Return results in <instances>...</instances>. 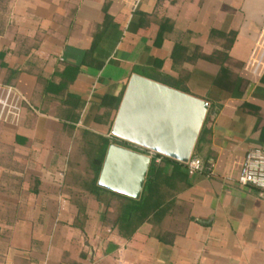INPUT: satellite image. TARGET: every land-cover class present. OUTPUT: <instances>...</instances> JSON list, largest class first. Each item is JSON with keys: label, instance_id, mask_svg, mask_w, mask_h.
Here are the masks:
<instances>
[{"label": "crops", "instance_id": "1", "mask_svg": "<svg viewBox=\"0 0 264 264\" xmlns=\"http://www.w3.org/2000/svg\"><path fill=\"white\" fill-rule=\"evenodd\" d=\"M133 74L209 103L162 237L119 228L131 201L92 183L103 138L151 155L112 133ZM0 85L22 95L0 120V264H264V193L237 180L264 149V0H0Z\"/></svg>", "mask_w": 264, "mask_h": 264}, {"label": "water", "instance_id": "2", "mask_svg": "<svg viewBox=\"0 0 264 264\" xmlns=\"http://www.w3.org/2000/svg\"><path fill=\"white\" fill-rule=\"evenodd\" d=\"M209 103L202 98L133 74L112 133L117 138L156 153L188 162L193 155ZM152 157L110 144L98 184L120 194L141 196Z\"/></svg>", "mask_w": 264, "mask_h": 264}, {"label": "trees", "instance_id": "3", "mask_svg": "<svg viewBox=\"0 0 264 264\" xmlns=\"http://www.w3.org/2000/svg\"><path fill=\"white\" fill-rule=\"evenodd\" d=\"M201 135L202 133L199 135L197 143L200 141ZM103 140V146L91 164L95 176L92 183L96 189L107 190L97 183L107 148L110 145L109 139L103 138ZM157 158L160 160L157 161ZM168 165L171 166L170 171L167 170ZM188 175L185 163L156 153L152 158L140 198L135 199L118 194L131 201L130 205L118 217L119 228H132L131 232H133L141 224L149 221L155 225V234L162 237L158 231L160 227L157 222L164 217L173 220L178 215L176 214L177 209L183 205L177 203V195L189 187Z\"/></svg>", "mask_w": 264, "mask_h": 264}, {"label": "built area", "instance_id": "4", "mask_svg": "<svg viewBox=\"0 0 264 264\" xmlns=\"http://www.w3.org/2000/svg\"><path fill=\"white\" fill-rule=\"evenodd\" d=\"M22 95L14 85H0V120L8 121L9 118H18L21 113ZM141 150L156 154L155 151L140 147ZM150 155V156H151ZM186 164L188 174L201 172L204 161L192 155ZM238 183L242 186H251L264 193V149L256 147L251 149L242 164L238 174Z\"/></svg>", "mask_w": 264, "mask_h": 264}]
</instances>
